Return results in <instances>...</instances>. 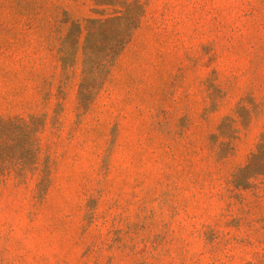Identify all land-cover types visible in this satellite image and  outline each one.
I'll return each mask as SVG.
<instances>
[{
	"label": "rangeland",
	"instance_id": "obj_1",
	"mask_svg": "<svg viewBox=\"0 0 264 264\" xmlns=\"http://www.w3.org/2000/svg\"><path fill=\"white\" fill-rule=\"evenodd\" d=\"M112 1L0 0V117L41 125L38 168L0 169V264H264V178L233 179L264 128V0H140L84 111L62 50Z\"/></svg>",
	"mask_w": 264,
	"mask_h": 264
},
{
	"label": "trees",
	"instance_id": "obj_2",
	"mask_svg": "<svg viewBox=\"0 0 264 264\" xmlns=\"http://www.w3.org/2000/svg\"><path fill=\"white\" fill-rule=\"evenodd\" d=\"M116 7V14L88 18L81 25L71 22L68 39L62 50V62L68 63L71 50L81 53V79L78 89V109L86 111L107 81L112 66L145 13L140 0H113L107 3ZM243 107H239L242 110ZM238 112V111H237ZM241 116V115H240ZM232 117H225L218 126L221 137L233 138ZM38 126L33 118L0 117V169L15 170L17 177L25 178L27 171L38 168ZM232 150V148H231ZM264 178V128L253 152L244 166L233 175L234 182L247 187L252 179ZM45 180L40 178L37 188L43 190Z\"/></svg>",
	"mask_w": 264,
	"mask_h": 264
}]
</instances>
